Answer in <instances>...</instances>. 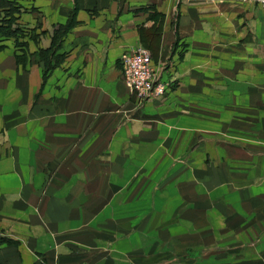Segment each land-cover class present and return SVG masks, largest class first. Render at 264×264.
<instances>
[{"label":"rangeland","instance_id":"1","mask_svg":"<svg viewBox=\"0 0 264 264\" xmlns=\"http://www.w3.org/2000/svg\"><path fill=\"white\" fill-rule=\"evenodd\" d=\"M8 1H13L16 8L0 5V19L10 31L18 32H13L9 38L0 36L5 45L2 51L7 49L12 54L16 69L24 74L28 70L30 72L33 65L40 67L38 84L34 83L38 85L37 96H40L43 87L50 83L53 70L71 49L66 51L60 47L55 52L58 58L52 63L39 61L35 52L28 50L31 42L28 38H39L40 32H37V28L29 27L31 23L27 24L26 18L29 16L35 20L37 17L36 22L39 17L41 19L38 8L45 3L36 0V8L29 5L33 0ZM254 2L264 8V0ZM31 12L37 15H29ZM159 22L155 20V23ZM70 32L72 29L64 36L65 39ZM248 33H243V44L220 47L218 50L225 58L242 51V85L251 87V90L247 89V92L239 95L212 92L209 96L210 107L203 113L193 109L194 114L191 115L188 110L177 108L179 115H190L198 124L195 125L193 140L184 142L177 152L174 149L179 144H165L155 157L135 159L137 162H131L124 173L115 169L112 174L55 173L44 175V179L40 174L34 175L30 168L33 164L41 165L40 162L32 157L16 158L19 170L17 196L24 194L27 200L25 205L0 206V264H29L27 259L30 258L33 259L30 264H59L64 258L67 259V255L69 258L73 252L91 244L114 246L119 249L118 256L125 253L129 260L143 264H264V200H257V204L250 207L249 194H242L244 188L249 190L264 185V36L255 35L253 29ZM247 35L250 39L245 41ZM172 36L175 38V33ZM26 42L28 54L26 47L20 50L18 46ZM138 45L149 51L155 70L167 83L163 96L148 100L165 99L170 94L169 89L177 85L171 78L172 73L174 75L180 71L178 61L182 52L173 59L171 53L178 47L166 46L165 51L155 53L145 45ZM21 52L25 54L24 58H19ZM6 54L2 53L3 56ZM48 58L52 60L51 55ZM231 80L233 78L218 77L216 74L209 79V87H216V90L220 86L224 88L231 85L228 82ZM187 82L195 90V102L203 106L201 86L208 85L207 81L194 73L193 77L187 78ZM122 84L128 89L124 81ZM129 94L134 97L129 100L134 105H124L123 112L120 108L114 114L123 118L124 123L136 127L141 115L139 108L147 100H138L130 90ZM234 98L237 100L236 108H231ZM175 99L173 95L169 102H176L175 106H178L179 102ZM155 117H158L157 114ZM146 123L154 127V122ZM122 127V122L113 126L99 125L98 131L108 129L109 133L113 131L117 134ZM88 139L87 136L81 143L82 149L88 148ZM101 142L107 150V135ZM18 153L23 154L24 151L19 150ZM141 163L143 166L140 170ZM190 168L194 172L192 175L186 174ZM81 169L90 168L80 164ZM218 169L226 171L222 180L226 186L222 188L218 186V175L210 174ZM205 170L209 174L203 173ZM207 180L210 182L205 184ZM30 186L37 188L28 189ZM215 188L219 192H209ZM175 189H179L182 199L173 197ZM0 191V197L3 192L13 193L10 189ZM163 192H166L167 198H158L157 194L163 196ZM76 197L79 198V208L75 215L83 217L80 232L77 229L75 232L71 223L69 228L67 221L58 218L59 210L63 213L67 208L71 212ZM59 199H64L68 206L60 207ZM191 202L198 204L190 207ZM205 202L209 204V210L202 207ZM189 207L190 210H187ZM226 211L231 217H224ZM51 217H56V221H52ZM142 231L145 232L133 241L135 235ZM158 233L162 240L155 243ZM121 239H124L125 246L111 244L112 240L118 244ZM76 240L80 244L73 242ZM47 242L49 245L43 250ZM143 245L150 253L136 251L137 247ZM32 250L36 252L32 253Z\"/></svg>","mask_w":264,"mask_h":264},{"label":"crops","instance_id":"2","mask_svg":"<svg viewBox=\"0 0 264 264\" xmlns=\"http://www.w3.org/2000/svg\"><path fill=\"white\" fill-rule=\"evenodd\" d=\"M44 3V6L38 8L41 19L39 17L36 22L37 17L35 20L29 16L26 18L27 24L31 23L29 27L44 32L29 43V52L49 48L53 31L73 20L75 25L72 32L64 38L62 44L66 51H71L53 70L51 81L43 87L40 96H37L38 85H34L35 82L38 84L40 67L33 65L30 72L28 70L24 74L22 70L16 69L12 54L7 49L0 52V57L2 53H7L0 58V190H13V193H2L0 206L4 208L25 205L27 200L24 194L17 196L19 170L15 159L18 157H32L40 162L41 165L33 164L30 168L34 175L40 174L43 179L44 175L55 173L112 174L113 169L124 173L131 162H137L135 159L155 157L165 144H179L174 149L177 152L184 142L193 140L195 125L198 124L190 115H179V108L188 110L191 115L194 110L203 113L210 107L209 96L212 92L239 95L247 92V89L251 90V87L242 85V51L225 58L218 49L243 44V33L252 29L255 35L264 36L261 35L264 33V8L254 0H43ZM35 4L36 0H33L29 5L36 7ZM149 5L164 15L158 50L165 51L166 46H174L178 48L171 53L172 58L178 56L179 52H182V56L178 61L180 71L174 75L172 73L171 78L177 85L169 89L170 94L165 99L145 101L139 108L141 115L136 121V127H133L132 124L124 123L123 118L117 117L118 114H114L120 108L123 112L124 105H134L129 101L134 97L122 84L119 61L126 49L139 46V28H149L153 24L152 20H148ZM28 14L37 15L35 12ZM249 37L252 38L250 34ZM249 37L244 40H249ZM194 73L201 75L208 83L201 86L203 106L195 102V90L187 82V78L193 77ZM216 74L218 77L233 78L228 81L231 85L224 87L226 91L221 86L217 90L216 87L210 89L209 79ZM173 95L179 102L178 106H175L176 102H169ZM195 103L201 107H196ZM236 103L234 98L230 107L236 108ZM19 115L20 121L17 122ZM121 122L123 127L117 134L113 131L109 133L108 129L98 131L99 125L113 126ZM146 122H154V127L151 128ZM106 135L109 140L107 150L101 142ZM87 136L90 144L87 149H82L81 143ZM19 150L24 153H18ZM79 163L90 169L79 170ZM142 166L143 163L140 170ZM203 173L209 174L206 170ZM225 173L224 169L210 173L218 175L219 188L226 186L222 181ZM186 174L192 175L194 172L190 168ZM209 182L207 180L205 184ZM32 188L37 187L30 186L28 189ZM209 192H219V189ZM162 194H157V197L167 198L166 192ZM242 194H249L251 207L257 204V200H264V185L249 190L244 188ZM173 197L182 199L179 189H175ZM74 201L71 212L67 208L63 213L59 210L58 218L67 221L69 228L71 223L73 230L80 232L83 217L75 215L79 208V198L76 197ZM197 204L191 202L190 207ZM58 205L68 206L64 199H59ZM202 207L206 210L210 208L206 202ZM224 217H231V214L226 211ZM55 218L51 217V220L56 221ZM42 222L47 229L44 218ZM144 232H138L133 241ZM160 240L162 238L158 233L155 243ZM73 242L80 244L78 240ZM114 242L112 240L111 244L125 246L124 239L118 244ZM48 245L47 242L43 250ZM53 248L52 242L51 250ZM136 251L150 253L144 245L137 247ZM119 253V249L114 246L91 244L73 252L69 258L67 255V259L64 258L59 264H143L129 260L125 253L120 257L117 255ZM27 260L30 263L33 261L32 258Z\"/></svg>","mask_w":264,"mask_h":264},{"label":"built area","instance_id":"3","mask_svg":"<svg viewBox=\"0 0 264 264\" xmlns=\"http://www.w3.org/2000/svg\"><path fill=\"white\" fill-rule=\"evenodd\" d=\"M123 81L138 100L145 101L165 94L167 83L155 70L149 51L135 47L120 57Z\"/></svg>","mask_w":264,"mask_h":264},{"label":"trees","instance_id":"4","mask_svg":"<svg viewBox=\"0 0 264 264\" xmlns=\"http://www.w3.org/2000/svg\"><path fill=\"white\" fill-rule=\"evenodd\" d=\"M12 2V3H11ZM0 5H5L7 8H16V5L13 3V1L8 0H0ZM3 7V6H1ZM147 10L149 11V17L148 20H152L153 24L149 28H143L140 27L138 34H139V41L140 44L143 46H147L149 50H152L153 52H158L159 49V43L161 39L162 34V27H163V21H164V15L162 13L157 12L156 10L152 9L150 6L147 7ZM16 11V10H15ZM17 19V18H16ZM160 20L159 23H155V20ZM3 20L0 19V36L3 38H9V36L13 35V32L16 33L18 31H10L9 28H7V25L2 24ZM75 23L73 20H71L66 26H58L56 28L52 35H51V43L49 48L45 49H38L34 54L38 56L39 61L49 62L52 63L55 59L58 58V56L55 54V52L62 47V43L64 41V36L74 27ZM34 32V31H31ZM44 34V32H40V35ZM62 35V36H59ZM19 37V36H18ZM29 40L35 41V37L28 38ZM61 41V43H59ZM146 43H148L146 45ZM20 50H23L26 47V53H27V42L22 43L20 45ZM5 48V45L2 40H0V51H2ZM28 54V53H27ZM51 55L52 60H49L48 56ZM25 54L21 52V55L19 58H24ZM50 68V67H47Z\"/></svg>","mask_w":264,"mask_h":264}]
</instances>
